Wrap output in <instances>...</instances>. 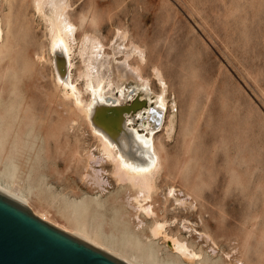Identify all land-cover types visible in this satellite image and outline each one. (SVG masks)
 Masks as SVG:
<instances>
[{"label":"rangeland","instance_id":"374dc122","mask_svg":"<svg viewBox=\"0 0 264 264\" xmlns=\"http://www.w3.org/2000/svg\"><path fill=\"white\" fill-rule=\"evenodd\" d=\"M31 1L0 0L6 36L0 49L2 149L15 155L18 182L31 213L37 217L46 213L51 222L69 227L65 201L97 196L106 207L103 218L108 222L110 203L121 191L107 175L111 167L100 156L85 118L56 91L45 51L46 30ZM70 4L77 38L83 31L99 36L108 52L115 29L126 30L128 41L146 50L142 75L147 87L129 81L124 88L125 104L134 97L143 100L131 113L137 125L146 123L155 104L158 85L151 76L152 65L160 66L166 78V98L175 97L176 133L167 141L161 126L154 136L163 158L159 195L152 203L160 218L171 219V210L163 213L161 205L172 186L174 194L188 202L178 216V227L182 230L181 219L186 217L192 235L197 229L213 240L201 242L198 235L182 234L196 251L203 248L211 254L213 249L214 259L228 253L232 258L224 259V264H264V0H70ZM36 55L45 57L39 60ZM74 62L73 78L80 68L78 58ZM130 62L135 64L134 59ZM168 111L164 109L162 125ZM106 222L104 233L111 235Z\"/></svg>","mask_w":264,"mask_h":264},{"label":"bare ground","instance_id":"6f19581e","mask_svg":"<svg viewBox=\"0 0 264 264\" xmlns=\"http://www.w3.org/2000/svg\"><path fill=\"white\" fill-rule=\"evenodd\" d=\"M31 3L35 12L33 13L44 23L46 30L47 50L45 51H48L51 76L55 87L58 89L56 91H59L64 100L70 101L73 107L85 118L92 136L99 143L100 156L102 155L105 164L111 167L110 172L106 171L107 175L112 179V184L121 191L110 203L112 214L108 218V222L103 218L105 212H107L106 207L104 203L97 199V196L87 201H65L64 209L67 221L71 225L69 227L58 226L51 222L46 213H41L38 217L63 231L76 233L84 237L130 264H224L225 260H231L232 257L228 253H225V257L219 256L214 259L213 249L211 254H208L203 248H198L196 251L193 245L183 237L185 233H190L187 234L189 238L198 235L201 242H206L207 239L213 242L209 235L202 234L197 229H193L194 234L192 235L188 225L190 222L186 217L181 219L182 230L178 227V216L187 209L188 202L187 198L176 196L174 194L176 190L172 186L168 187V192L164 194L161 205L163 213L171 210L170 220L160 218L157 209L152 205L158 199L159 186L157 181L163 166L161 148L156 145L154 136L162 126L165 139L171 141L178 124L177 103L174 96L166 98L169 86L161 67L157 64L150 67L151 76L158 85V92L153 110L146 116V123L141 122L137 125L135 119L131 117V113L140 108L143 102L135 101L130 108L120 106L125 105L124 100L127 98V94L124 88L127 82L134 81L142 88L147 87L148 80L142 75V66L147 61L146 50L133 41H128L129 36L126 30L115 29L113 39H109L108 52L104 50V44L98 38L99 36L83 31L81 36L77 38L78 26L69 16L70 0H32ZM82 19H84L83 16ZM5 43L6 36L0 14V49L4 48ZM159 53H161V50L160 52L157 50L156 57H159ZM44 57L41 55L38 59L43 60ZM74 58H78L80 64L75 78L72 77V67H75ZM131 59H134L135 64L130 62ZM20 63H22V60ZM5 73L7 72L5 71ZM9 75L11 76L10 73ZM79 80L82 82L81 87L77 86ZM84 95L87 97L85 98ZM165 108L169 111L162 125ZM1 126L2 122L0 124V189L23 199L28 207V199L22 194L18 182L19 169L14 158L15 155L12 152L6 153L2 149L5 132L1 129ZM22 137L25 138V136ZM191 137L193 136L191 135ZM27 139L30 140L29 137ZM250 156L252 158V155ZM58 157L61 159L60 156ZM61 161L63 162V160ZM86 168L88 169V167ZM85 177L83 176V178ZM105 180L101 181L110 185ZM1 181L5 185L1 184ZM97 186V189L100 188L99 191L104 190V187ZM208 192L210 193V191ZM171 205H174V207L169 209ZM105 222L111 226V235L104 233L103 225ZM215 246L214 244L213 247Z\"/></svg>","mask_w":264,"mask_h":264},{"label":"water","instance_id":"95a60500","mask_svg":"<svg viewBox=\"0 0 264 264\" xmlns=\"http://www.w3.org/2000/svg\"><path fill=\"white\" fill-rule=\"evenodd\" d=\"M137 98L120 107L130 108ZM0 264L130 263L76 233L41 220L23 199L0 189Z\"/></svg>","mask_w":264,"mask_h":264}]
</instances>
